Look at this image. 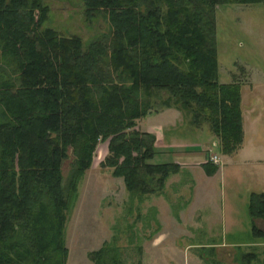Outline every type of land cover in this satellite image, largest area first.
<instances>
[{"label":"trees","instance_id":"16d2710c","mask_svg":"<svg viewBox=\"0 0 264 264\" xmlns=\"http://www.w3.org/2000/svg\"><path fill=\"white\" fill-rule=\"evenodd\" d=\"M231 3L264 0H84L87 18L109 25L85 45L44 27V0H0V264H66L67 212L101 140L109 142L101 165L129 191L162 190L180 165L151 162L156 137L137 124L154 105L174 101L196 125L209 122L223 154L242 148L240 84L219 81L215 9ZM204 169L212 176L219 165ZM247 207L253 234L264 238L255 224L264 192L251 193ZM90 257L121 264L107 244Z\"/></svg>","mask_w":264,"mask_h":264},{"label":"rangeland","instance_id":"374dc122","mask_svg":"<svg viewBox=\"0 0 264 264\" xmlns=\"http://www.w3.org/2000/svg\"><path fill=\"white\" fill-rule=\"evenodd\" d=\"M44 3L50 8L44 27H52L65 36L78 35L85 45L108 33L106 18H87L84 0ZM215 16L219 81L237 82L241 87L247 145L237 160L243 166L236 169L233 161L223 156L220 140L209 122L198 126L192 121L193 113L181 110L182 117L174 119L177 127L164 121L166 141L179 137L177 141L198 143L194 149H206L209 158L218 155L223 161L219 165L226 172L213 179L199 175L198 183L207 186L208 192L200 202L189 200L185 191L178 194L180 187L175 183L164 197L159 190L135 194L127 189L123 177L113 176L111 168L101 165L109 142L99 141L92 166L82 176L67 212L66 264H96L90 253L105 244L117 249L121 264H242V256L247 253L256 254L252 264H264V238L253 234L247 205L229 197L232 192L248 198L252 191H264V164L251 161L264 159V3L220 5ZM166 97L168 92L164 90L160 100ZM173 102L172 107L179 109ZM160 109L165 106L154 105L151 113ZM154 119L149 114L138 122L144 128L148 123H159ZM139 124L137 129L141 130ZM69 155L63 165L65 179L75 159L72 150ZM158 160L154 157L151 162ZM195 207L199 211L195 212ZM230 210L238 213L235 226L241 230L227 227ZM261 221H256L258 228Z\"/></svg>","mask_w":264,"mask_h":264},{"label":"crops","instance_id":"0c3cea01","mask_svg":"<svg viewBox=\"0 0 264 264\" xmlns=\"http://www.w3.org/2000/svg\"><path fill=\"white\" fill-rule=\"evenodd\" d=\"M150 115H154L155 119H157L156 121H159L160 124L159 123H155V124L148 123L147 126L144 128L140 126L139 124L140 122H138V124H139V127L141 128V131H145V132L154 134L156 136L157 140L155 142V147L157 148V154L155 155V159L157 157L159 158L158 160L159 162L158 161L156 162L157 163L174 162L180 165V171L177 174L171 175L166 180L165 186L162 188L160 195L164 197L167 192V189L172 184L175 183L177 184L175 185L176 187L178 186L180 187V189L179 187L178 189L181 191V193H178V194L182 195L183 192L185 191L189 200L191 199V201L200 202L202 199H204V197L208 194V192L206 190L207 186L205 185L202 186L200 183H198V177H200L199 175L204 174V176H206L207 178L213 179L220 172L225 173L226 171L222 168V166L219 165V169L214 175L212 176L208 175L205 172L204 166L208 162L209 153L206 152L207 151L206 149L205 150L204 149L195 150L194 147H198L199 145L198 143H185L180 140L179 142L177 141L178 139H180L179 137H177V139L172 142L166 141L167 136L164 134V125H165L164 121H169L171 122V124H173L174 127H177L178 123L174 124V119L182 117L183 113L181 112L180 109L170 107V108L160 109L155 113H151ZM155 119L153 121H155ZM161 121H163V124L161 123ZM243 123H244L245 139H244L242 148L234 155L223 154V156L228 158L229 161L231 162L233 161L231 164L232 166H235L236 169H240L243 166V164H240V162L237 159L242 155V152L245 150L246 145H247L246 143L247 125H246L244 116H243ZM251 161L257 165L264 164V159H261V158L253 159ZM243 162H247V161L242 160V163ZM253 192H256V191L250 192L248 195V198L250 197V194ZM229 197L232 200L239 199L243 203L245 202V204L248 206L249 200L248 198H246V196L240 198V196L237 197V193L232 192L231 194H229ZM191 201H188V202L190 203ZM197 210L199 211V208L195 207L194 211L197 212ZM247 210H248V207H247ZM227 213H228V209H227ZM237 214L238 213H233V211L230 210L229 214L227 215L229 218V223L227 224V227L231 226V228L235 227V230H241L242 227L235 226L237 225V222H236ZM257 220H262L260 224L261 225L260 229L264 231V219L263 218L255 219V224ZM258 238H262V237H258ZM232 245H237V244L233 243Z\"/></svg>","mask_w":264,"mask_h":264},{"label":"built area","instance_id":"2783aa9c","mask_svg":"<svg viewBox=\"0 0 264 264\" xmlns=\"http://www.w3.org/2000/svg\"><path fill=\"white\" fill-rule=\"evenodd\" d=\"M209 160H210L211 162H213L214 164H217V165L221 164V162H222L221 159L219 158V156L216 155V154H212V155H210Z\"/></svg>","mask_w":264,"mask_h":264}]
</instances>
